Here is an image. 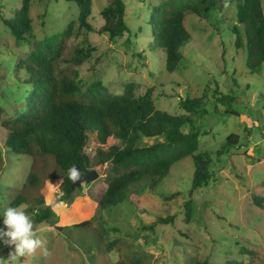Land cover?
I'll return each mask as SVG.
<instances>
[{
    "label": "rangeland",
    "instance_id": "374dc122",
    "mask_svg": "<svg viewBox=\"0 0 264 264\" xmlns=\"http://www.w3.org/2000/svg\"><path fill=\"white\" fill-rule=\"evenodd\" d=\"M166 1L123 0L128 32L109 39L98 33L108 0H92L91 31L79 28L75 3L31 0V32L19 41L2 20L12 17L21 0H0L1 120L22 114L33 94L19 62L38 41L71 26L64 58L77 48L90 51L81 65H62L74 71L79 97H85L94 84L116 95L134 83L136 97L150 89L156 110L180 115L181 99L206 93L204 112L182 130H195L196 154L207 153L212 159L211 179L192 194L194 168L188 157L176 163L158 186L151 189L152 180L145 177L130 186L122 204L102 209L98 201L106 189L109 163L92 166L89 171L98 178L65 198L53 160L10 152L5 145L8 132L0 125V215L18 194L26 197L30 217L39 197L53 213L47 223L34 224L48 253L37 249L20 257L19 264H194L201 259L210 264H264V210L255 204L258 199L264 205V64L250 72L245 43L239 49L234 45L232 28L237 26L240 32L243 28L236 21L234 0H213L212 8L203 13L206 18L185 13L183 25L190 39L179 50L178 68L166 72L164 52L150 47L149 26L155 8ZM261 5L264 15V0ZM215 88L229 100L215 102L211 97ZM229 135L236 136V143L216 156ZM88 137L89 158L97 148L106 150L116 143L108 138L100 146L94 134ZM156 141L144 138L142 143ZM32 172L38 183L31 186L27 179ZM167 216L173 221L157 223L158 217ZM13 250L14 246L0 244L4 264Z\"/></svg>",
    "mask_w": 264,
    "mask_h": 264
},
{
    "label": "trees",
    "instance_id": "16d2710c",
    "mask_svg": "<svg viewBox=\"0 0 264 264\" xmlns=\"http://www.w3.org/2000/svg\"><path fill=\"white\" fill-rule=\"evenodd\" d=\"M65 1L76 4L79 28L91 31L88 18L92 0ZM108 1V6L101 11L104 24L98 33L116 39L128 32L124 21L125 4L123 0ZM30 3L31 0H21V7L14 11L12 17L2 20L16 40H24L31 32ZM234 4L236 21L243 27L242 32L237 26L232 28L234 45L239 49L245 43L246 67L253 72L264 64L261 0H234ZM213 5V0H168L155 8L156 17L149 21L150 47L164 52L166 72L171 73L178 68L182 59L179 50L190 39L183 25L185 13L206 18L204 11L210 10ZM70 36L71 26L57 35L38 41L29 55L19 62L20 69L26 74L25 82L32 87L33 94L28 97L24 112L13 119L1 120L0 109V125L8 132L7 149L18 155L51 158L62 179L65 198H70L77 190L70 188V170L73 166L87 173L92 166L109 163L111 167L105 178L106 189L98 201L102 209L122 204L130 186L145 177L152 180L151 189L158 186L176 163L188 157L194 168L189 194L204 187L211 179V156L207 153L196 154L198 133L195 130L185 133L182 128L192 124L204 112L206 93L199 98L181 99L179 104L183 113L180 115L156 110L150 89L136 97L134 83H128L123 92L116 95L108 93L101 84H94L85 97H79L74 71H68L62 65L79 66L89 57L90 51L77 48L69 58H64L66 41ZM211 97L220 103L228 101L230 96L215 88ZM89 134L96 136L100 146L108 138H114L116 143L106 150L97 148L94 156L89 158L85 153ZM144 138L159 141L143 145ZM235 141L236 136L229 135L216 156L226 153L228 146L234 145ZM27 182L31 186L36 185L37 174H29ZM255 200V204L264 210V205ZM26 203V197L18 194L9 206ZM35 206L37 209L31 217L34 224L47 223L53 217L42 197L36 200ZM172 221L173 216L157 219L158 224ZM194 264L210 263L201 259Z\"/></svg>",
    "mask_w": 264,
    "mask_h": 264
},
{
    "label": "clouds",
    "instance_id": "9594fccd",
    "mask_svg": "<svg viewBox=\"0 0 264 264\" xmlns=\"http://www.w3.org/2000/svg\"><path fill=\"white\" fill-rule=\"evenodd\" d=\"M70 179L75 182L79 179L78 171L70 170ZM27 205L21 204L17 207L9 206L4 209L0 218V244L14 246V250L9 254L7 264H19V258L33 255L37 249H41L44 254L48 253L46 242L41 239L34 230V223L25 209ZM5 259H0V264H4Z\"/></svg>",
    "mask_w": 264,
    "mask_h": 264
},
{
    "label": "water",
    "instance_id": "95a60500",
    "mask_svg": "<svg viewBox=\"0 0 264 264\" xmlns=\"http://www.w3.org/2000/svg\"><path fill=\"white\" fill-rule=\"evenodd\" d=\"M72 168H75L78 173H79V179L75 182L71 180L70 182V188H78L80 187L83 183H90L92 181H95L98 178V175L96 174L95 171H88L87 173H83L80 171V169L76 166H73Z\"/></svg>",
    "mask_w": 264,
    "mask_h": 264
}]
</instances>
